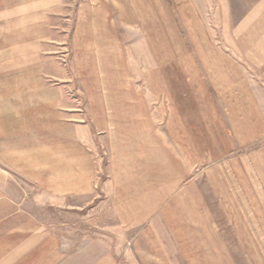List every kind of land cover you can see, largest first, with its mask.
<instances>
[{
    "label": "crops",
    "instance_id": "1",
    "mask_svg": "<svg viewBox=\"0 0 264 264\" xmlns=\"http://www.w3.org/2000/svg\"><path fill=\"white\" fill-rule=\"evenodd\" d=\"M207 3L81 0L71 36L72 75L61 64L58 17L65 0H0V264H124L104 247L65 249L9 188L7 171L59 202L94 195L98 166L77 118L73 77L94 137L109 155L116 213L131 226L152 222L163 192H174L194 168L155 129L163 115L199 121L221 157L235 144L264 138V100L248 73L264 79V38H238L253 27L252 16L264 14V1L249 0V18L233 28L234 39L222 40L225 50L206 36ZM217 5L226 30L232 5ZM227 45L247 49L231 54ZM163 166L176 178L164 180L169 171Z\"/></svg>",
    "mask_w": 264,
    "mask_h": 264
},
{
    "label": "rangeland",
    "instance_id": "2",
    "mask_svg": "<svg viewBox=\"0 0 264 264\" xmlns=\"http://www.w3.org/2000/svg\"><path fill=\"white\" fill-rule=\"evenodd\" d=\"M80 1L65 0L58 17L60 35L65 41L61 64L72 75L71 36ZM252 1L261 4L264 0ZM207 2L210 29L206 36L216 40L215 45L225 50L222 40L234 39L233 28L249 18L244 13L249 0H227L232 5V13L226 15V30L222 27L225 16L217 12L218 0ZM251 21L253 27L243 29L238 38L263 39L264 14L252 16ZM237 49L227 45L226 52L245 53L247 48ZM244 64L247 68L248 64ZM248 73L258 83L257 89L264 100V79L256 78L252 69H248ZM143 81L141 85L148 91ZM71 86L74 106L81 114L77 118L85 123L89 137L87 145L98 166L91 199L59 202L6 170L11 193L24 202L27 211L37 217L44 228L62 240L65 249L104 247L124 264H264V159L259 157L263 155L264 138L243 146L235 144V148L221 157L222 152H213L212 145L210 148L206 142L207 134L199 121L183 124L163 115L161 124L155 129L160 127L167 146L188 157L194 168L183 176L174 192H163V204L152 222L131 226L122 222V216L116 213L109 155L104 143L94 137L86 98L74 77ZM171 130H176L175 138L170 135ZM166 161L170 165L168 158ZM166 171L169 173L163 176L164 180L175 177L173 169L170 171L163 166V173Z\"/></svg>",
    "mask_w": 264,
    "mask_h": 264
}]
</instances>
